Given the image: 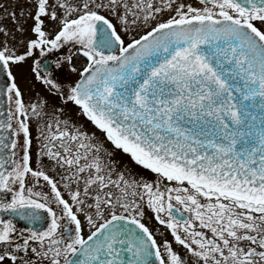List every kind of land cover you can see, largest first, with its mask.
Segmentation results:
<instances>
[{"label":"snow or ice","instance_id":"6c2138e0","mask_svg":"<svg viewBox=\"0 0 264 264\" xmlns=\"http://www.w3.org/2000/svg\"><path fill=\"white\" fill-rule=\"evenodd\" d=\"M0 8V264H264V0ZM28 61L59 105L21 87ZM69 104L153 178L120 169Z\"/></svg>","mask_w":264,"mask_h":264},{"label":"flooded vegetation","instance_id":"af4514ba","mask_svg":"<svg viewBox=\"0 0 264 264\" xmlns=\"http://www.w3.org/2000/svg\"><path fill=\"white\" fill-rule=\"evenodd\" d=\"M15 0H0V4L4 5L5 8H7L8 13L10 14L13 11ZM18 12V10H17ZM5 13L2 8H0V18H4ZM3 22H6L9 27H12V22L10 20H7L4 18ZM0 39H3L2 36H0ZM68 54V50L65 49L63 52L60 50H55L53 53L46 54L45 57H37L42 62L46 61L49 64H52L53 61L57 60L61 55ZM76 66L80 67L84 61L82 58H76L75 60ZM31 65V61H28V64L24 65L21 69L14 71H20L24 74L23 78L20 80L21 87L25 89L26 91H29V95L32 96L33 99H35V94L40 93L43 96L48 97L50 103H55L59 105L61 102L55 97V96H49L46 90L44 89V86L39 82L35 81L29 71V66ZM54 67V64L52 65ZM41 70H44V64H41ZM55 79L64 85L69 84L72 80L77 78V75L75 73H71L65 65L63 70H56L54 73ZM69 77L71 79H69ZM27 99V96H26ZM65 116L70 118L75 123L81 125L83 127V130L86 131L90 136H95L99 141H102L104 143V147L112 152V159L117 162V165L120 169L126 170L127 172H130L133 174L136 178H153V174H151L149 171L143 169L141 166L137 165L134 161L131 160L130 156L123 153L122 150L116 149L109 141L106 140V137L104 136L103 132L97 129L94 125L91 124L90 121L87 120L86 117H83L80 114V110L77 106L69 104L65 109ZM39 133L36 131V124L35 121L32 122L31 126V138H32V156H33V166H35V153L38 150V142H37V136ZM45 162L47 164V159L45 158ZM51 174V173H50ZM47 190V189H44ZM152 216V213L150 211H146V216L144 222L154 231L157 238L160 239V234L164 233L169 239H171L170 234L168 233V230L164 228V226L158 225L154 219H149V217ZM25 226V222L18 221V227ZM85 234H87L85 232Z\"/></svg>","mask_w":264,"mask_h":264}]
</instances>
